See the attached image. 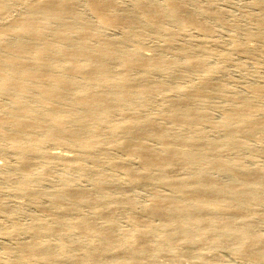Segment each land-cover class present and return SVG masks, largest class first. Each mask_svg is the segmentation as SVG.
Returning <instances> with one entry per match:
<instances>
[{"label":"bare ground","instance_id":"obj_1","mask_svg":"<svg viewBox=\"0 0 264 264\" xmlns=\"http://www.w3.org/2000/svg\"><path fill=\"white\" fill-rule=\"evenodd\" d=\"M190 2L197 0H34L20 17L0 25V154L10 149L17 158L12 171L22 175L19 194L32 201L46 197L58 209L48 219L14 223L9 235L34 239L5 250L0 264H230L199 253L215 249L247 264L264 260V233L254 216H263L264 168H247L238 157L247 136L264 140V117H256L251 103L260 90L212 122L225 135L218 140L199 129L211 122L205 103L226 94L211 74L171 96L160 112H146L164 88L158 74L181 75L183 66L209 73L205 61L186 49L176 48L181 63L169 53L175 38L190 29L211 31L205 20L226 21L215 5L198 16ZM258 5L264 10V0ZM11 11L9 0H0V18ZM258 24L264 38V18ZM103 29H123L124 35L109 38ZM149 29L165 43L152 56L145 54ZM50 144L76 156L49 152ZM134 158L140 169L131 166ZM60 160L62 177L94 175V189H75L65 177L60 190H32L36 174L49 177ZM106 164L112 172L102 170ZM117 169L127 178L125 188L116 185ZM5 170L0 164V173ZM212 172L225 174L227 182ZM145 184L152 190L149 202L140 206L142 214H130L129 229L120 228L119 212L137 207L136 188ZM250 205L260 209L249 213ZM83 206L91 212L81 214ZM8 211L0 203V212Z\"/></svg>","mask_w":264,"mask_h":264},{"label":"rangeland","instance_id":"obj_2","mask_svg":"<svg viewBox=\"0 0 264 264\" xmlns=\"http://www.w3.org/2000/svg\"><path fill=\"white\" fill-rule=\"evenodd\" d=\"M33 1L34 0H9L12 11L5 17L0 18V25H6L11 19L20 17L24 13L27 5L31 4ZM259 1L260 0H197V2L188 3L189 8L198 16L203 15V7H209L213 4L218 10L225 14L226 21L225 23H221L214 19L205 20L209 26H211V31L201 32L199 30L190 29L187 34H181L175 38L171 46L175 49L170 50L169 53L177 55L175 57L181 63L183 62V58L182 55L177 54V49L184 48L188 53L201 57L205 61L209 73L204 74L195 72L183 66L182 69H184V72L181 75L174 74V76H166L158 74L156 80L162 83L164 88L161 95L155 98L153 104L146 109V112L149 114L160 112L171 96L175 97L181 89L197 84L211 74L209 79L216 84V89H224L226 94L213 96L205 103V112L211 122L204 123L199 129L207 139L218 140L225 136L221 130L213 125V123L222 118L223 111L227 109L231 110V108L240 105L243 101V97H252L255 89H259L260 93L258 96L252 98L251 103L254 112H257L256 117H264V38L259 36L262 34V30L258 24V19L264 18V10L259 7ZM81 9L84 11L85 15L88 16L94 27L101 28L98 19L93 17L87 4H81ZM236 25H239V29H236ZM170 26L175 31L179 30L176 23H170ZM0 28L2 27L0 26ZM104 32L109 38L118 39V37L121 38L124 35L123 29H106ZM147 34L145 54L147 56H152L154 54L153 51L163 49L165 43L163 38L153 30L149 29ZM236 43L246 45L249 51H238L235 47ZM126 45L131 48L134 43L133 41H127ZM169 124L170 123L165 122L167 127H170ZM180 130L184 132L182 128ZM151 142L153 145L156 144L155 141ZM156 147H159V145H156ZM243 147L244 149L239 152L238 155L242 164L247 168H253L252 166H256L257 164L264 168V140L260 141L253 136H247V138L243 140ZM47 150L53 153H60L65 158H73L76 156L73 149L60 147L58 145L50 144ZM116 155L119 158L122 157L120 153ZM38 161L41 162L42 158L39 157ZM0 164L7 165V170H5L7 172L0 173V203L9 208V211L6 213L0 212V231H6L4 234H0V256H3L5 255V250H15L19 241L29 242L34 239L30 233L20 234L18 236L9 235L8 233L11 231L14 223L28 225L35 217L48 219L51 217L50 215L57 212L58 209L50 206L46 197L38 201H32L15 190V186L21 180L22 175L12 171L13 168L17 166V158L11 153L10 149L6 150L4 154H0ZM64 165L65 162L63 160L53 164L51 166L53 172L51 171L49 177H45L39 173L36 174L31 183L32 190H39V188L60 190L64 187V183L66 182V180H63L65 177L72 182L73 188L75 189H94V175L79 177L76 172H72L62 177L61 174L64 170ZM131 166L137 169L141 168L138 160L135 158L132 160ZM111 167L110 164H106L102 167V170L112 172ZM117 170L118 171L114 172L115 175L119 172V169ZM215 173L212 172V176L222 180V182H227L228 178L225 174ZM10 174L12 178L7 179V176ZM182 175L190 176V172L185 171V174L182 173ZM116 177H118V180L116 179V185L118 187L125 188L128 186L127 178L124 177L122 173ZM160 189L162 192H168L165 186H161ZM151 191V186L149 184L141 185L136 188L135 194L140 201V205L138 204L137 207L132 210H121L119 212L118 218L120 228H130V214H142L140 206L149 202ZM34 201H36V203ZM259 209L260 208H257L255 205L247 206L249 213H253L255 210L258 211ZM261 210L263 212L262 217H258L257 215L254 216L258 219L257 223L260 231L264 233V208ZM90 212L91 210L88 206H83L80 211L81 214H88ZM71 236L75 238L78 237L76 234ZM199 253L208 257H218L225 263H248L235 258L231 252L226 249L201 250ZM35 264L48 263L39 260L35 261ZM186 264L190 263L187 261ZM254 264H264V260H260Z\"/></svg>","mask_w":264,"mask_h":264}]
</instances>
